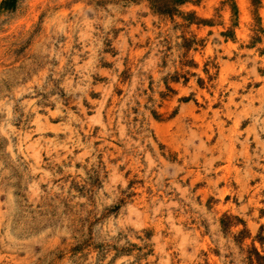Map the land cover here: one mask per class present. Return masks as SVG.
<instances>
[{"label": "rangeland", "instance_id": "1", "mask_svg": "<svg viewBox=\"0 0 264 264\" xmlns=\"http://www.w3.org/2000/svg\"><path fill=\"white\" fill-rule=\"evenodd\" d=\"M0 264H264V0H0Z\"/></svg>", "mask_w": 264, "mask_h": 264}, {"label": "trees", "instance_id": "2", "mask_svg": "<svg viewBox=\"0 0 264 264\" xmlns=\"http://www.w3.org/2000/svg\"><path fill=\"white\" fill-rule=\"evenodd\" d=\"M152 7L160 13L171 14L177 5L188 0H149Z\"/></svg>", "mask_w": 264, "mask_h": 264}]
</instances>
